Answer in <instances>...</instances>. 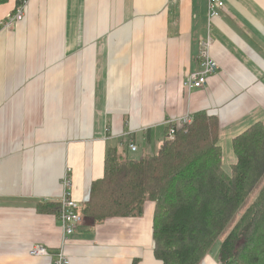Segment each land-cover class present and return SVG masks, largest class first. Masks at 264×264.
<instances>
[{
	"label": "crops",
	"instance_id": "crops-1",
	"mask_svg": "<svg viewBox=\"0 0 264 264\" xmlns=\"http://www.w3.org/2000/svg\"><path fill=\"white\" fill-rule=\"evenodd\" d=\"M18 1L0 4V22ZM224 1L209 21L208 0H28L24 20L0 32V264H53L29 253L63 243L58 213L36 204L60 200L66 171L72 196L88 201L110 147L151 153L167 120L206 111L220 119L224 155L264 122V0ZM208 35L219 68L187 90ZM154 211L147 201L140 216L84 218L65 246L71 264H162Z\"/></svg>",
	"mask_w": 264,
	"mask_h": 264
},
{
	"label": "trees",
	"instance_id": "trees-1",
	"mask_svg": "<svg viewBox=\"0 0 264 264\" xmlns=\"http://www.w3.org/2000/svg\"><path fill=\"white\" fill-rule=\"evenodd\" d=\"M233 150L236 161L227 172L219 117L196 112L173 138L165 136L156 153L135 158L110 147L104 175L92 182L80 212L96 226L111 217L140 216L152 201L154 254L162 264H202L226 230L220 264H264V122L235 136ZM36 208L58 213L60 203L38 202Z\"/></svg>",
	"mask_w": 264,
	"mask_h": 264
},
{
	"label": "built area",
	"instance_id": "built-area-1",
	"mask_svg": "<svg viewBox=\"0 0 264 264\" xmlns=\"http://www.w3.org/2000/svg\"><path fill=\"white\" fill-rule=\"evenodd\" d=\"M28 0H23L16 10L9 14L4 20L0 22V32L10 31L13 27L24 20L25 10ZM208 20L218 17L225 8L224 0H208ZM213 38L208 35L207 39L202 43L200 53V69L191 72L183 79V86L187 90L200 89L206 86L208 77L214 74L218 68V62L213 58L210 48L212 46ZM192 121V115L186 114L177 118L169 119L166 122L167 136L173 138L176 131L185 124ZM129 148L132 151L137 150V145L130 141ZM62 196L59 200L60 209L58 210V220L62 227L63 243L62 246L54 253L42 244H34L30 248L32 256H48L54 257L53 264H71L70 258L65 250L66 243L69 238L76 232L78 227L83 222V215L80 212L81 203L71 194L70 188L72 185V178L69 171H66L62 178ZM89 200V199H88Z\"/></svg>",
	"mask_w": 264,
	"mask_h": 264
},
{
	"label": "rangeland",
	"instance_id": "rangeland-1",
	"mask_svg": "<svg viewBox=\"0 0 264 264\" xmlns=\"http://www.w3.org/2000/svg\"><path fill=\"white\" fill-rule=\"evenodd\" d=\"M160 147H156L155 145L150 149L151 153H156L159 150ZM144 152H142L141 148L139 149L138 152H131L130 155L132 157L135 158H139ZM230 154H234L233 151L230 150V148L225 147L224 148V155H223V160H225V162H227V159H229ZM235 156V154H234ZM230 161V160H229ZM226 167H229L228 165H226ZM226 170H230V167ZM260 187H258L254 193L251 195L250 200H252L256 194L258 193ZM228 233V230H226L224 233H222V235L220 236V238L217 240V242L214 244V246L212 247V249L209 252V255L213 258H217V256H219V250H220V245L222 242V239L226 236V234Z\"/></svg>",
	"mask_w": 264,
	"mask_h": 264
}]
</instances>
